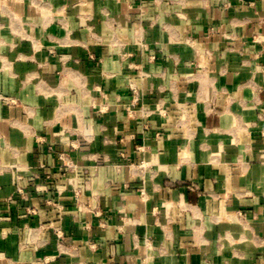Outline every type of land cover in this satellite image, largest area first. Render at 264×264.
Here are the masks:
<instances>
[{
    "label": "crops",
    "instance_id": "crops-1",
    "mask_svg": "<svg viewBox=\"0 0 264 264\" xmlns=\"http://www.w3.org/2000/svg\"><path fill=\"white\" fill-rule=\"evenodd\" d=\"M0 264H264V0H0Z\"/></svg>",
    "mask_w": 264,
    "mask_h": 264
},
{
    "label": "built area",
    "instance_id": "built-area-1",
    "mask_svg": "<svg viewBox=\"0 0 264 264\" xmlns=\"http://www.w3.org/2000/svg\"><path fill=\"white\" fill-rule=\"evenodd\" d=\"M132 92H133V101L137 102L138 101V96H137L136 88L132 87ZM60 159L62 160L64 165L67 166L69 169L75 170L77 168V165L73 161H71L67 156H65V154L61 153L60 154ZM17 192L22 194L23 196L25 194L21 187H17ZM141 192L144 193V190H142ZM47 202L51 203L50 201H47ZM57 233H60V231L57 230Z\"/></svg>",
    "mask_w": 264,
    "mask_h": 264
}]
</instances>
